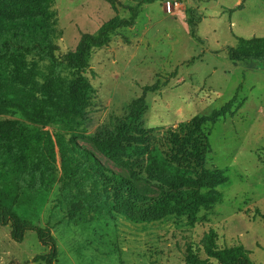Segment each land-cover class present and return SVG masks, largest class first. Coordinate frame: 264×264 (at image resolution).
<instances>
[{
    "label": "rangeland",
    "instance_id": "1",
    "mask_svg": "<svg viewBox=\"0 0 264 264\" xmlns=\"http://www.w3.org/2000/svg\"><path fill=\"white\" fill-rule=\"evenodd\" d=\"M117 1L118 10L105 0H56L64 31L61 51H75L82 36L96 34L117 16L128 17L132 1ZM263 37L264 0H167L144 6L133 28L93 52L84 75L96 95L84 120L88 138L78 142L117 174L128 177L94 149L91 138L115 136L131 104L143 96L147 109L141 126L163 129L161 137L220 110L236 95L242 108L206 129L211 144L206 168L224 171L227 183L217 188L223 203L202 211L194 227L186 220L138 225L124 217L77 224L58 183L17 208L24 220L51 230L55 264H186L189 246L208 260L202 240L210 231L220 249L242 247L253 264H264V62L229 58L238 38ZM155 85L158 91L145 93ZM0 119L13 117L0 114ZM136 184L142 194H158L144 181ZM49 252L35 233L16 243L10 227L0 226V264H46L35 260ZM209 264L219 263L210 259Z\"/></svg>",
    "mask_w": 264,
    "mask_h": 264
},
{
    "label": "trees",
    "instance_id": "2",
    "mask_svg": "<svg viewBox=\"0 0 264 264\" xmlns=\"http://www.w3.org/2000/svg\"><path fill=\"white\" fill-rule=\"evenodd\" d=\"M105 1L114 10L122 6L117 0ZM131 1L128 17H115L96 34L82 36L75 51L63 53L56 0H0V114L13 117L0 119V226L10 227L16 243L35 233L50 248L36 262L55 264L52 232L24 220L16 209L55 183L69 218L77 224L124 217L138 225L186 220L194 227L202 211L223 203L217 188L227 183V177L222 170L206 168L211 154L206 129L242 108L238 95L208 116L167 129L162 137L163 129L141 126L145 97L134 101L115 136L91 138L94 149L125 169L128 177L110 170L78 142L88 138L84 120L96 95L84 75L93 52L108 47L121 30L133 28L144 6L167 0ZM229 58L234 63L264 62V37L238 38L229 48ZM158 90L155 85L145 93ZM137 181L155 187L158 194H142ZM202 245L208 260L189 246L186 264H209L210 259L253 264L242 247L220 249L214 231L204 236Z\"/></svg>",
    "mask_w": 264,
    "mask_h": 264
}]
</instances>
